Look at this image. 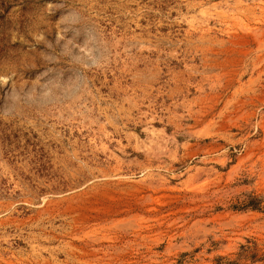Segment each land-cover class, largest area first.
I'll return each instance as SVG.
<instances>
[{
    "label": "rangeland",
    "instance_id": "1",
    "mask_svg": "<svg viewBox=\"0 0 264 264\" xmlns=\"http://www.w3.org/2000/svg\"><path fill=\"white\" fill-rule=\"evenodd\" d=\"M0 264H264V0H0Z\"/></svg>",
    "mask_w": 264,
    "mask_h": 264
},
{
    "label": "bare ground",
    "instance_id": "2",
    "mask_svg": "<svg viewBox=\"0 0 264 264\" xmlns=\"http://www.w3.org/2000/svg\"><path fill=\"white\" fill-rule=\"evenodd\" d=\"M153 130H154V129H153ZM152 132H153V131H152ZM151 135H152V133H151ZM155 135H156V134H155ZM155 135H154V136H155ZM158 135L161 136L160 134H158ZM157 137H158V136H157ZM162 137H163V136H162ZM155 138H156V137H155ZM163 138H164V137H163Z\"/></svg>",
    "mask_w": 264,
    "mask_h": 264
}]
</instances>
